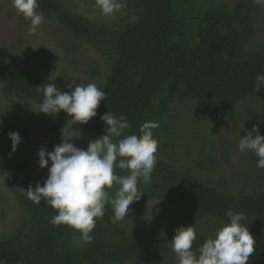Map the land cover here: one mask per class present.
<instances>
[{
	"label": "trees",
	"instance_id": "trees-1",
	"mask_svg": "<svg viewBox=\"0 0 264 264\" xmlns=\"http://www.w3.org/2000/svg\"><path fill=\"white\" fill-rule=\"evenodd\" d=\"M122 2L125 7L112 23L114 17L100 23L76 14L60 0H38V10L88 43L105 64L102 71L92 69L91 80L81 86L95 83L108 95L107 100L101 101L97 116L87 124L72 122L76 131L72 143L87 150L90 141L105 134L107 125L100 117L108 112L126 117L130 129L125 135L139 136L144 122H159L153 130L158 152L151 182L138 184L143 195L130 205L127 216L114 220L111 206H106L105 215L96 220L91 243L82 242L80 234L68 226L52 225L56 211L43 200L34 204L21 189L44 184L48 169L40 168L38 152L41 147L48 152L54 149L34 141L36 130L26 125L16 106L39 109L43 91L37 88L46 83H55L62 92H71L75 86L46 76L28 55L25 63L19 60L21 69L0 59V91L11 101V115L0 123V180L19 211L17 230L5 241V264H140L151 255L152 245L140 234L132 213L149 200L173 205L186 227L204 220L224 226L229 222V209L244 213L247 220L242 223L256 240L248 264H264V168L257 167L258 157L252 152L244 154L249 172L258 177L253 186L249 180L230 187L211 178L207 171L214 165L207 153L187 161L186 156L196 149L191 143L185 147L179 142L181 137L195 136L186 119L188 113H184L186 107H190L189 118L197 123L201 121L198 113L212 106L229 124L243 127V137L253 125L264 135V86L255 91L257 75L264 74V43L252 46L255 4L252 0ZM184 118L190 129L187 133L179 126ZM67 120L71 118L63 111L54 118L46 115L42 127L59 135ZM10 132H18L23 141L16 152H35L33 160H4L16 153L12 152ZM116 171L128 174L126 169ZM0 199V209L10 207V198Z\"/></svg>",
	"mask_w": 264,
	"mask_h": 264
},
{
	"label": "clouds",
	"instance_id": "clouds-1",
	"mask_svg": "<svg viewBox=\"0 0 264 264\" xmlns=\"http://www.w3.org/2000/svg\"><path fill=\"white\" fill-rule=\"evenodd\" d=\"M252 2L264 4V0ZM95 3L101 14L109 19L125 7L122 0H95ZM12 5L18 15L30 21L29 34H36L45 20L44 13L38 10V0H12ZM262 86L264 74L257 75L255 91H261ZM37 90L43 91L40 113L54 118L63 111L74 124H87L95 118L101 101L108 97L95 83L77 85L71 92L60 91L55 83H46ZM100 119L107 125L105 134L90 141L87 150L75 147L72 139L65 135V129L62 130V142L54 146L53 151L41 147L39 166L48 169V176L43 185L37 183L35 188L21 189L34 204L40 205L43 200L56 211L50 221L52 225L72 228L84 243L94 239L96 220L105 215L106 206H111L114 220L127 216L130 205L143 195L138 184L151 182L157 164L158 141L153 130L159 127V122H144L137 136L125 135L130 124L123 115L117 117L108 112ZM8 136L15 153L23 141L18 132H10ZM238 149L241 153H254L258 157L257 167L264 168V135L260 134L258 125H253L241 137ZM116 169H126L128 174L120 175ZM226 215L229 222L216 232L214 238L195 249L196 227L177 228L171 242L165 245L175 254L177 264H248L256 240L249 227L242 223L247 217L231 209ZM76 243L79 246V242Z\"/></svg>",
	"mask_w": 264,
	"mask_h": 264
},
{
	"label": "rangeland",
	"instance_id": "rangeland-1",
	"mask_svg": "<svg viewBox=\"0 0 264 264\" xmlns=\"http://www.w3.org/2000/svg\"><path fill=\"white\" fill-rule=\"evenodd\" d=\"M60 1L76 14L89 16L92 20L100 23L108 22L106 20L109 18L101 14L95 0ZM118 16V13L115 14L114 19L109 23L114 22ZM254 24L253 47L264 43V4H255ZM29 26L30 21L16 13L12 0H0V59L14 63L21 69L22 64L19 60L25 63L24 61L27 59L25 56L28 55L40 72L55 81L72 86L85 85V80H91L92 69L97 67L100 71L104 69L105 64L98 53L88 43L73 37L55 19L45 17L36 34H29ZM17 101L15 100V102ZM10 104L11 101L3 98L0 91V123L9 119ZM19 104L16 108L21 109L20 114H22L26 125L37 132L34 141L38 145L54 149V146L62 142V130L64 129L65 135L70 137L73 142L76 131L73 123L69 122L70 120L64 122L59 135H51L48 129L42 127V120L46 115L39 112L40 108L34 106L26 108ZM189 108L186 107L184 113H188L186 119L189 121V126H192L191 129L195 136L192 138L184 136L179 141L185 147L191 143L192 148L196 149L191 156H186L187 161L193 158L197 159L207 153L214 165L213 170L208 169L207 171L211 178L221 179L230 187L233 184L241 186L250 180L249 185L253 186L258 177L249 172L245 153H241L238 149L239 141L244 134L243 127L229 124L225 117L212 106H208L207 111H203L202 114L198 113L201 116L199 119L201 121L197 123L193 118L192 120L189 118ZM186 119L184 118L179 123L180 127L183 126L185 133L190 131ZM35 157V152L32 155L16 152L14 155L4 157V160L8 162L30 161ZM6 187L0 180V197L6 195L11 201L9 208L0 209V212L4 213L3 216L0 215V264H5L3 255L8 248L5 241L16 232L15 226L19 218V211H17L11 192ZM247 189L249 188L247 187ZM132 219H136L135 226L145 240L152 245L151 255L146 256L140 264H177L175 254L171 253L165 245L171 242L177 228L186 227L182 223L181 213L171 204L149 200L136 207L132 213ZM195 227L197 240L194 243L197 246L203 245L209 238H214L216 232L223 226H219L213 221L204 220Z\"/></svg>",
	"mask_w": 264,
	"mask_h": 264
},
{
	"label": "bare ground",
	"instance_id": "bare-ground-1",
	"mask_svg": "<svg viewBox=\"0 0 264 264\" xmlns=\"http://www.w3.org/2000/svg\"><path fill=\"white\" fill-rule=\"evenodd\" d=\"M222 105V104H221ZM36 260V259H35Z\"/></svg>",
	"mask_w": 264,
	"mask_h": 264
}]
</instances>
